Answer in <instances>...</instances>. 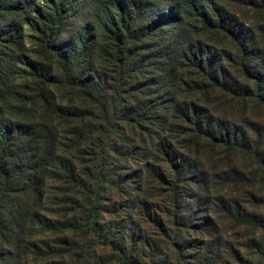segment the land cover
Listing matches in <instances>:
<instances>
[{
	"label": "trees",
	"instance_id": "1",
	"mask_svg": "<svg viewBox=\"0 0 264 264\" xmlns=\"http://www.w3.org/2000/svg\"><path fill=\"white\" fill-rule=\"evenodd\" d=\"M0 264H264V0H0Z\"/></svg>",
	"mask_w": 264,
	"mask_h": 264
},
{
	"label": "rangeland",
	"instance_id": "2",
	"mask_svg": "<svg viewBox=\"0 0 264 264\" xmlns=\"http://www.w3.org/2000/svg\"><path fill=\"white\" fill-rule=\"evenodd\" d=\"M24 31H29V25H26L25 27H23ZM26 33V32H25ZM26 36H31L30 33H26ZM24 43L26 44V46L29 48L30 46V41L25 39Z\"/></svg>",
	"mask_w": 264,
	"mask_h": 264
}]
</instances>
